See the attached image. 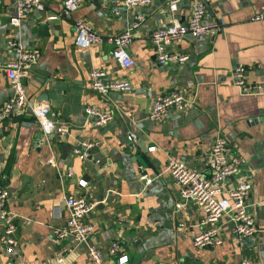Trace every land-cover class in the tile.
Masks as SVG:
<instances>
[{
	"label": "crops",
	"instance_id": "1",
	"mask_svg": "<svg viewBox=\"0 0 264 264\" xmlns=\"http://www.w3.org/2000/svg\"><path fill=\"white\" fill-rule=\"evenodd\" d=\"M204 1L221 30L173 43L169 49L188 54L189 60L160 65L152 35L169 22L167 0L139 8L125 0H86L70 15H62L64 0H42L43 9L30 13L19 27L10 23L14 2L4 0L0 65L16 56L9 39L38 52L39 60L24 80L31 105L23 116L0 121V177L9 185L8 208L17 214L18 225V244L9 247L1 240L0 221V264H92L84 247L71 237L59 239L55 232L67 222L65 199L71 193L97 202L88 217L95 225L90 241L105 254V264H117L107 253L116 239L129 256L128 264H240L244 257L264 264V93H241L231 75L236 65H246L247 80L264 84V17L253 20L264 15V0ZM191 5L192 0L182 1L181 19L188 18ZM138 14L144 19L130 45L133 67L121 66L106 40L87 48L76 45L78 19L88 20L108 39L134 24ZM54 18H61L57 28L50 25L48 35H39L40 23ZM93 67L105 70L109 80L128 79L133 89L108 95L92 90ZM173 90L184 92L188 108L151 120L155 97ZM11 95L9 78L0 66V110ZM38 103L48 104L57 122L70 124L69 135L45 136L32 112ZM88 107L112 112L113 121L94 124ZM130 132L137 135L136 142L128 140ZM219 134L245 160L243 176L251 183L248 202L259 231L238 237L226 215L219 223L222 244L198 248L193 238L210 224L201 207L182 199L167 164L175 158L210 175L209 152ZM91 141L99 143L104 163L74 154L77 146ZM62 145H67L66 152ZM152 146L154 151L149 150ZM51 157L55 166L49 163ZM142 173L153 177L152 183L146 185ZM81 179L85 187L78 185ZM236 180L232 177L229 184ZM62 248L68 252L60 262L57 252Z\"/></svg>",
	"mask_w": 264,
	"mask_h": 264
},
{
	"label": "built area",
	"instance_id": "2",
	"mask_svg": "<svg viewBox=\"0 0 264 264\" xmlns=\"http://www.w3.org/2000/svg\"><path fill=\"white\" fill-rule=\"evenodd\" d=\"M15 4L14 11L10 15V23L19 27L23 21L35 10H42V0H12ZM86 0H64L62 15H70L76 11ZM183 0H167L169 8V22L164 27L157 28L152 40L156 47V59L158 64L185 63L189 60L188 54H179L171 51L169 47L188 35L204 37L214 35L221 30V25L210 14L204 0H192L190 15L186 20L181 19L178 12ZM4 0H0V6ZM129 7L139 8L150 5L153 0H125ZM137 20L125 31L115 36L104 39L98 34L91 22L86 19H78L76 27V45L87 48L94 43L104 40L113 45L112 55L124 68H131L135 61L130 52V45L134 38V31L139 27L144 15L138 14ZM264 15L259 14L253 20H260ZM53 18V17H52ZM9 47L16 52L13 60L5 65H0L10 81L11 97L4 103L0 110V121L10 118H18L24 115L31 105L24 80L30 76L31 66L39 60V53L29 48L26 44L16 39L8 40ZM248 67L236 65L232 69L233 84L246 95H260L264 93L263 83H251L247 80ZM89 85L94 91L108 95L111 91H131L132 83L128 79L109 80L105 70L93 67L89 73ZM191 102V101H190ZM194 99L192 100V103ZM189 100L182 90H173L169 93L157 95L152 103L149 118L160 121L169 112L181 113L189 106ZM34 118L40 125L45 136L62 135L70 133L69 123H59L55 119V113L48 104L38 103L32 106ZM86 113L93 117L94 124L104 126L114 119L110 111L88 107ZM127 138L131 142L137 141V135L130 132ZM96 141L86 142L74 149V154L82 159L91 156L92 149L98 148ZM155 146L149 148L154 151ZM211 174L204 176L200 171L191 168L181 161L170 158L168 170L181 188V197L184 201L193 202L205 212V222L210 224L193 238V244L198 248L213 247L222 244L219 223L224 216H230L233 223L232 232L238 237H252L259 227L248 202L251 191V183L243 176L245 160L235 155L230 148L228 139L219 134L215 137L210 149ZM49 163L55 166L54 157ZM73 171L69 168L67 176L70 178ZM234 177L236 182L229 184ZM141 179L149 185L154 180L148 174L142 173ZM80 187L86 186V181L78 182ZM10 191L4 177H0V221L2 223L1 240L9 247L18 244L17 239V214L8 208ZM97 202L89 197L71 193L65 199V207L68 211V219L64 227L56 229L59 239L73 238L78 246L84 247L92 264H105V254L90 241L95 225L88 220L89 215L96 208ZM68 249L62 248L57 252L58 260L62 262ZM107 253L115 256L117 264H128L129 256L119 239L113 240L107 247ZM240 264H257L251 257L242 258Z\"/></svg>",
	"mask_w": 264,
	"mask_h": 264
},
{
	"label": "water",
	"instance_id": "3",
	"mask_svg": "<svg viewBox=\"0 0 264 264\" xmlns=\"http://www.w3.org/2000/svg\"><path fill=\"white\" fill-rule=\"evenodd\" d=\"M207 8H208L210 14H211V15H214V13H213L211 7H210L208 4H207ZM60 21H61V18H54V19H50V20H48V21H42V22L40 23L39 35H41V36L48 35L50 25H53L54 28H57V27H56V26H57L56 24H60ZM260 121H261L262 123H264V116L261 117ZM66 146H67V145H62V149L64 150V152H66V149H67ZM69 148H71V147L68 146V149H69ZM141 148H142V150H143L145 153H148V148H147V146H143V145H141ZM98 150H99V148H94V149H92V152H91L92 154H91V156L89 157V159H92L93 161L98 162L99 164H102V163H104V161L101 160V156H100V153H99Z\"/></svg>",
	"mask_w": 264,
	"mask_h": 264
}]
</instances>
